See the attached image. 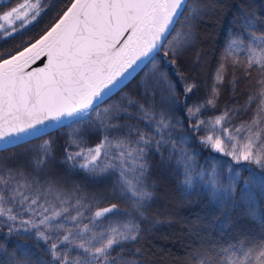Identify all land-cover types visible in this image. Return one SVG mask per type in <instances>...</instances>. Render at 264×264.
Listing matches in <instances>:
<instances>
[{
  "label": "snow or ice",
  "instance_id": "snow-or-ice-1",
  "mask_svg": "<svg viewBox=\"0 0 264 264\" xmlns=\"http://www.w3.org/2000/svg\"><path fill=\"white\" fill-rule=\"evenodd\" d=\"M216 3L218 0H72L34 42L15 54H7V58L0 56V150L95 113L96 127L106 131L124 127L126 135H105L99 144L88 148L73 139L71 143L79 150L66 152L65 162L93 175H114L111 198L131 206L122 209L113 203L93 210V204L80 195L75 185L71 191L61 187L62 182L45 171L53 144L45 140L37 146L38 154L30 158L35 174L0 160V228L6 226L8 236L34 235L46 245L49 258L36 256L31 246L18 242L11 252L0 245V264H144L135 258L136 254L143 255L141 249H130L126 256L124 245L138 242L142 236L137 219L153 199L145 182L150 147L159 152L167 146L172 154L169 159L175 157L183 167L186 185L193 184L194 176L203 178L208 172L198 164L196 152L189 149L191 139L236 164L247 162L264 170V30L258 33L256 14L244 11L238 18L251 42L246 43L240 35L230 40L206 100L191 106L180 104L177 86L167 71L172 69L187 99L197 84L186 82L192 77L180 74L175 58L182 57L191 45L194 22L215 10ZM48 7L47 0H23L4 11L0 21L7 22V26L0 23V36L8 38L24 30ZM237 48L246 52L243 60L235 54ZM157 55H161L162 66L155 62ZM42 58L47 61L42 67L28 70L37 60L43 62ZM229 62L233 67H242L247 78H251L250 70L256 71V91L242 108L225 109L219 116L202 119V113L216 108ZM147 64L152 67L139 83L147 107L132 98H125L122 105L99 107L122 91L125 81ZM230 83L234 89L235 79ZM253 103L251 120L231 126L230 113L234 116ZM178 107L185 112L187 131L174 116ZM130 108L138 110L135 117L152 129L150 133L138 125L111 123L121 113L133 117ZM201 131L203 136L192 137V133ZM209 159L205 158L206 163ZM208 167L212 195L231 202L221 204L226 218H231L229 208L239 206L254 215V198L264 195V176L250 169L247 187L237 192L234 179L227 186L219 182L217 162ZM227 168L232 172L230 163ZM192 264H264V238L248 237L228 247L197 252Z\"/></svg>",
  "mask_w": 264,
  "mask_h": 264
},
{
  "label": "trees",
  "instance_id": "trees-1",
  "mask_svg": "<svg viewBox=\"0 0 264 264\" xmlns=\"http://www.w3.org/2000/svg\"><path fill=\"white\" fill-rule=\"evenodd\" d=\"M32 1L35 2V0ZM22 2L23 0H0V14ZM47 2L50 7L31 25L11 37L4 38L0 36V56L6 58L7 54L15 53L39 37L55 22L59 15H62L72 0H47ZM208 2L213 3V0H208ZM225 8H227L225 22L221 26L214 43L209 46L204 39V34L212 27L214 20L220 18ZM244 11L256 14L258 33L259 30H264V27H262L264 26V0H218L215 10L209 12L199 21L194 22L191 45L182 53V57L175 58L176 67L179 69L180 74L192 77L191 80L186 82L197 84V88L189 94L187 99L184 97L177 78L172 75V69H167L170 78L177 86L180 104L187 103L188 106H191L193 102H200L208 98L215 79V73L220 67L225 49L232 38L240 35L246 43L251 42V36L248 35L246 29L242 32V26L238 19ZM181 20L183 23V18ZM0 23L7 26L4 21H0ZM177 27L179 28L180 25ZM234 51L241 60L245 58L246 52L242 49L237 48ZM198 56L199 61L197 62ZM169 58H173L171 53H169ZM155 62L161 64V66L163 65L161 55L156 56ZM151 67V64L143 66L142 70L125 84L126 86L123 87L122 91L113 94L111 99H106L99 107L104 109L115 104L122 105L125 98L139 100L147 107L148 102L140 95L142 90L139 83L146 77ZM189 68H191V71H189ZM250 71L251 78H247L242 67H233L229 62L225 68L224 82L219 86L220 94L216 99V108L205 111L202 113L201 118L219 116L225 109L242 108L248 101L249 95L255 93L257 87V73L255 70ZM233 79H235L234 89L230 83ZM157 100H159V95ZM254 109L255 103L247 110L237 112L234 116L230 113L231 126L238 127L242 123L249 122ZM129 111L134 114L133 117L121 113L111 123L138 125L146 132L150 133L152 131L151 128L145 127L143 120L135 117L138 111L136 108H130ZM174 116L182 121L183 128L187 131L188 121L185 112L178 107ZM95 121L96 115L91 113L78 123L70 122L48 132V134L32 138L18 146L9 147L6 151L0 150V160H6L10 167L20 166L35 174L30 158L38 154L37 146L45 140H51L53 141L51 158L47 162L45 171L51 172L52 179L61 181V187L71 191L72 186L75 185L80 195L93 204V210L108 207L113 203L119 204L122 209L130 208L131 206L125 201L111 198L114 175L108 173L93 175L82 169L73 168L65 162L66 152L79 150L76 144L71 143L73 139L81 147H95L103 140L105 135L110 138L124 136L128 131L124 127L120 128L119 131H106L102 126L96 127ZM192 123H195V121L193 120ZM204 134L203 131L192 133V137L195 138ZM241 136H243V133ZM188 147L196 152L198 164L208 168V172L205 173L203 178L194 176L192 185L184 183L183 167L176 163L175 157L169 159L172 154L167 146L160 149L159 152L154 147L147 149L146 161L148 167L145 182L148 191L153 194V199L146 203L143 216L137 219V223H139L142 230V236L138 242H126L124 245L126 256L129 255L128 250L139 248L143 255L136 254L135 258L138 261H143L144 264H171L163 256L165 254L164 248L171 243L169 242V234L176 236L175 234L178 232L181 234L183 242L180 251H176L177 246L174 244V249H171L172 247L168 248L166 252L176 253L181 259V264H192V258L197 252H203L210 248L228 247L248 237L254 239L264 238V222H261V217L264 215V195H257L254 198V215L247 214L245 206H239L229 208L228 214L231 218H226L221 211V204H230L231 202L218 200L217 197L212 195L208 184V174L210 173L208 166L213 161L217 162L219 182L227 186L230 179H234L237 192L247 187L245 181L250 176V169L259 176H264V170L247 162L236 164L231 161L230 157L221 153H214L211 149L203 147L196 139H191ZM205 158H210L207 163ZM229 163L232 172L228 171L227 165ZM85 215H88V213H85ZM112 219H123V217L113 216ZM84 223H88V221L85 220ZM18 242L31 246L36 256H42L45 260L49 258L46 245L34 235L21 233L8 236L6 226L0 228V245H5L11 252ZM170 250L174 252H170ZM119 251L120 249L117 247L116 252ZM72 254L75 255L76 252L74 251Z\"/></svg>",
  "mask_w": 264,
  "mask_h": 264
},
{
  "label": "rangeland",
  "instance_id": "rangeland-1",
  "mask_svg": "<svg viewBox=\"0 0 264 264\" xmlns=\"http://www.w3.org/2000/svg\"><path fill=\"white\" fill-rule=\"evenodd\" d=\"M33 2V1H32ZM227 8H225L224 12L221 14L220 18H216L214 20V24L212 25V27L205 32L204 34V39L207 41V43L209 44V46L214 43L218 33H219V30L221 28V26L223 25V23L225 22V19H226V15H227V12H226ZM5 22V21H4ZM7 23V22H5ZM226 144H227V141H226ZM176 236L172 235V234H169V242H171L169 244V246L165 247L164 248V258L167 260L168 263H171V264H181V259L180 257H178V255L176 253H167L166 251L168 250V248L170 249H174L173 248V245L175 244L177 247L176 251H180V248H181V245H183V242L181 240V234L178 232L175 234ZM182 243V244H181ZM186 243V242H184ZM179 244V245H177ZM179 248V249H178ZM162 250V249H160ZM170 252H174L172 250H170Z\"/></svg>",
  "mask_w": 264,
  "mask_h": 264
},
{
  "label": "water",
  "instance_id": "water-1",
  "mask_svg": "<svg viewBox=\"0 0 264 264\" xmlns=\"http://www.w3.org/2000/svg\"><path fill=\"white\" fill-rule=\"evenodd\" d=\"M69 6H70V4H69ZM43 34V33H42ZM41 34V35H42ZM37 38H39V37H37ZM36 38V39H37ZM32 42H34V40L32 41ZM28 45H26L25 47H27ZM24 48V47H23ZM23 48L22 49H20V50H23ZM13 54H15V53H13ZM7 58V57H6ZM43 59V58H42ZM47 61H46V59H43V62H41V60H37L35 63H33V64H30L29 65V68H28V70H31L32 68H35V67H42L43 66V64L44 63H46ZM144 65H142V67H143ZM141 69H138L137 70V72L136 73H133V75L131 76V77H129V79L127 80V81H125V84L127 83V82H129V80H131L139 71H140ZM70 123V121H66L63 125H66V124H69ZM62 125V126H63ZM61 127V126H60ZM54 129H56V128H54ZM54 129H49V132L50 131H52V130H54Z\"/></svg>",
  "mask_w": 264,
  "mask_h": 264
}]
</instances>
